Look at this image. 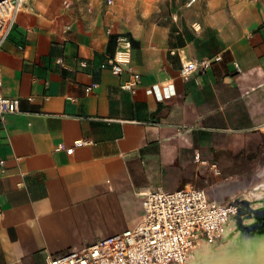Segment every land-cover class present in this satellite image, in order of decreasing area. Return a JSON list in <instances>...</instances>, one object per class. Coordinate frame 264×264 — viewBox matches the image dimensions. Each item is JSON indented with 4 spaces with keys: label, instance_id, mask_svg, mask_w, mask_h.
Segmentation results:
<instances>
[{
    "label": "crops",
    "instance_id": "obj_1",
    "mask_svg": "<svg viewBox=\"0 0 264 264\" xmlns=\"http://www.w3.org/2000/svg\"><path fill=\"white\" fill-rule=\"evenodd\" d=\"M181 1L162 19L106 0L19 12L0 47V94L18 100L0 120V264H45L133 227L141 187L230 201L226 181L264 161V0ZM119 34L134 93L101 67ZM216 54L180 76L182 60Z\"/></svg>",
    "mask_w": 264,
    "mask_h": 264
},
{
    "label": "built area",
    "instance_id": "obj_2",
    "mask_svg": "<svg viewBox=\"0 0 264 264\" xmlns=\"http://www.w3.org/2000/svg\"><path fill=\"white\" fill-rule=\"evenodd\" d=\"M29 0H0V47L12 31L17 15ZM196 0H186L191 5ZM111 4L112 0H106ZM117 51L101 64L114 75L128 73L120 87L134 93L140 75L128 63L131 41L124 34L117 35ZM221 55L189 58L181 61L179 74L186 78L192 73L207 71ZM81 65H85L81 62ZM236 72H240L235 63ZM93 85L88 86L91 89ZM18 112V100L0 94V120ZM72 148L67 149L71 153ZM2 163V161H0ZM144 210L139 221L121 232L96 241L72 247L62 254L45 253V264H178L182 263L196 238L216 235L237 211L233 200L218 202L203 188L185 186L169 191L162 188L141 187ZM2 210L0 208V216Z\"/></svg>",
    "mask_w": 264,
    "mask_h": 264
},
{
    "label": "rangeland",
    "instance_id": "obj_3",
    "mask_svg": "<svg viewBox=\"0 0 264 264\" xmlns=\"http://www.w3.org/2000/svg\"><path fill=\"white\" fill-rule=\"evenodd\" d=\"M181 3V0H113L111 5H116L121 8L132 7V9L138 12H146L150 19H162L163 16H169L171 10ZM226 183L227 187L225 189H228V192H226L225 189H222L225 190V195H221V198L224 197V199H233V203H235L237 207H240L242 211L240 213H237L236 211V213L228 219L216 235H213L210 238L203 235L196 238L194 245L189 251L193 255L194 264L202 263L203 251L207 250L208 252H218L222 248L223 244L230 242V236L223 233V229L227 224L233 222L236 231L239 233L238 239L240 243L245 246L249 244V242H252L251 239H253V236L255 240V234L264 228V226L259 225L260 219L257 220L250 215L252 209L260 210L261 208H253L250 203L251 201L242 195L243 192H251L252 190V193L255 190L264 191V189H262V187H264V161H260V165L255 167L253 170L236 173V175L233 176V179L229 178ZM249 217L252 218L250 222L244 221ZM262 221H264V218H262ZM250 226L252 229L248 232L249 234L245 233V235H243L241 227L244 228Z\"/></svg>",
    "mask_w": 264,
    "mask_h": 264
},
{
    "label": "bare ground",
    "instance_id": "obj_4",
    "mask_svg": "<svg viewBox=\"0 0 264 264\" xmlns=\"http://www.w3.org/2000/svg\"><path fill=\"white\" fill-rule=\"evenodd\" d=\"M262 189H264V187H262ZM252 191L241 193L245 196V198L251 201L250 203L253 208L259 209L261 207V203L257 197L261 196L264 191L259 190L256 196L253 195ZM251 220L252 218L249 217L244 221L250 222ZM223 233L230 236V242L223 244L222 248L218 252H208L207 250L203 251L201 264H264V228L255 234L254 247L251 249H245L240 243L238 239L239 233L236 231L233 222L225 226ZM178 264H194L192 253L189 252L185 260Z\"/></svg>",
    "mask_w": 264,
    "mask_h": 264
},
{
    "label": "flooded vegetation",
    "instance_id": "obj_5",
    "mask_svg": "<svg viewBox=\"0 0 264 264\" xmlns=\"http://www.w3.org/2000/svg\"><path fill=\"white\" fill-rule=\"evenodd\" d=\"M257 192H258V190H255L254 192H253V195L254 196H256L257 195ZM259 200H260V203H261V209H264V194H262L261 196H258L257 197ZM238 209H240V207H237ZM261 209L260 210H256V209H252L251 210V213H250V215L251 216H253L255 219L257 218V220H262V218H264V213H262V211H261ZM242 211V209H240V212ZM239 212V213H240ZM257 214V215H256ZM257 216V217H256ZM240 221V220H239ZM241 229H242V231H243V235H245V233H248L249 231H251V229H252V227L250 226V227H241ZM244 229V230H243ZM249 234V233H248ZM242 235V236H243Z\"/></svg>",
    "mask_w": 264,
    "mask_h": 264
},
{
    "label": "water",
    "instance_id": "obj_6",
    "mask_svg": "<svg viewBox=\"0 0 264 264\" xmlns=\"http://www.w3.org/2000/svg\"><path fill=\"white\" fill-rule=\"evenodd\" d=\"M261 211H262V213H264V209H261ZM259 225H260V226H264V221L260 220V221H259ZM253 240H254V236H253V239H251L252 242H249V244H247L246 246L243 245V247H244L245 249H247V248H250V249L253 248V247H254V242H253Z\"/></svg>",
    "mask_w": 264,
    "mask_h": 264
},
{
    "label": "trees",
    "instance_id": "obj_7",
    "mask_svg": "<svg viewBox=\"0 0 264 264\" xmlns=\"http://www.w3.org/2000/svg\"><path fill=\"white\" fill-rule=\"evenodd\" d=\"M239 212H240V209L237 208V213H239Z\"/></svg>",
    "mask_w": 264,
    "mask_h": 264
}]
</instances>
